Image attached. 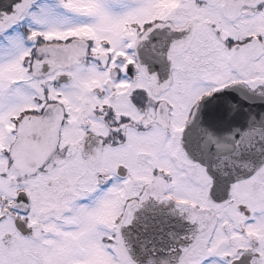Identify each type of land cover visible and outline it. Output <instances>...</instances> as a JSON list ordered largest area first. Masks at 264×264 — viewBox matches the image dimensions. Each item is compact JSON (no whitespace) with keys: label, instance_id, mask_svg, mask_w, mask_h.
<instances>
[{"label":"snow or ice","instance_id":"obj_1","mask_svg":"<svg viewBox=\"0 0 264 264\" xmlns=\"http://www.w3.org/2000/svg\"><path fill=\"white\" fill-rule=\"evenodd\" d=\"M0 264H264V0H0Z\"/></svg>","mask_w":264,"mask_h":264}]
</instances>
